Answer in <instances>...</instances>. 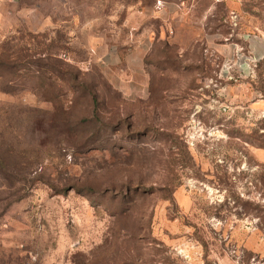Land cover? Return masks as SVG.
<instances>
[{"label": "rangeland", "instance_id": "1", "mask_svg": "<svg viewBox=\"0 0 264 264\" xmlns=\"http://www.w3.org/2000/svg\"><path fill=\"white\" fill-rule=\"evenodd\" d=\"M258 38L264 0H0V264H264Z\"/></svg>", "mask_w": 264, "mask_h": 264}, {"label": "crops", "instance_id": "2", "mask_svg": "<svg viewBox=\"0 0 264 264\" xmlns=\"http://www.w3.org/2000/svg\"><path fill=\"white\" fill-rule=\"evenodd\" d=\"M250 53L253 59L264 58V38H258L249 42Z\"/></svg>", "mask_w": 264, "mask_h": 264}, {"label": "built area", "instance_id": "3", "mask_svg": "<svg viewBox=\"0 0 264 264\" xmlns=\"http://www.w3.org/2000/svg\"><path fill=\"white\" fill-rule=\"evenodd\" d=\"M233 253H236V255L239 257V259L241 258V256L239 255V250L234 249ZM255 260H256V258L253 257L250 264H255Z\"/></svg>", "mask_w": 264, "mask_h": 264}]
</instances>
